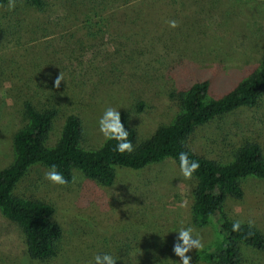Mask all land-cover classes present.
<instances>
[{
    "label": "rangeland",
    "instance_id": "374dc122",
    "mask_svg": "<svg viewBox=\"0 0 264 264\" xmlns=\"http://www.w3.org/2000/svg\"><path fill=\"white\" fill-rule=\"evenodd\" d=\"M44 1L41 11L22 2L0 6V169L13 159L12 136L26 123L25 101L38 110L59 108L47 146L73 113L82 124L80 146L94 149L105 139L98 122L106 108L120 111L137 139L146 138L177 112L171 93L206 80L208 94L219 97L264 55V0H153L159 4H142L134 23L115 0ZM171 20L178 27L171 28ZM60 73L64 79L55 88ZM247 136H256L264 151V100L198 127L192 144L199 154L226 162ZM49 171L34 164L12 193L53 205L62 228L57 254L29 260L19 227L0 214V264H95L98 254L112 255L117 264H180L173 245L181 227H192L205 246L215 238L214 221L192 222L195 180H185L170 158L136 170L116 168L109 186L76 169L68 184L57 185L46 179ZM243 183V198L227 200L225 212L264 232V179ZM244 248L264 264V252ZM195 252L188 253L191 264H208Z\"/></svg>",
    "mask_w": 264,
    "mask_h": 264
},
{
    "label": "trees",
    "instance_id": "16d2710c",
    "mask_svg": "<svg viewBox=\"0 0 264 264\" xmlns=\"http://www.w3.org/2000/svg\"><path fill=\"white\" fill-rule=\"evenodd\" d=\"M20 2L37 11L46 6L44 0H15V3ZM144 3L159 4L153 0H115L116 6L125 7L122 9L125 18H129L130 13L131 23L139 19ZM168 3L172 4V0ZM7 5L9 0H0V6ZM171 95L178 101L177 112L167 124L157 126L146 138L137 139L135 131L121 116L129 133L128 140L133 144V151L124 154L116 150L118 142L115 140L104 139L94 149L82 148L81 120L73 113L64 117L56 142L47 146L46 137L59 108L50 106L38 110L28 101L24 102L26 123L12 136L11 163L0 169V214L19 227L29 260L45 262L55 256L62 236L61 226L53 219L51 203L31 193L23 196L12 193L31 166L39 164L51 170L55 165L68 183L72 179V169H76L97 184L109 186L114 181L116 168L136 170L165 158H170L180 168L179 155L186 152L190 160L200 165L190 190L191 220L197 226L211 220L215 223V238L202 251L195 252L194 258L208 264H256L244 247L253 253H263L264 232L242 220L241 230L233 232L232 223L238 219L229 216L224 207L227 200L243 198V182L247 177L264 179L261 141L256 136L243 138L231 147L230 160L224 162L199 154L192 139L198 127L240 107L253 108L261 104L264 100V55L255 68L219 97L208 94L206 80H196Z\"/></svg>",
    "mask_w": 264,
    "mask_h": 264
},
{
    "label": "clouds",
    "instance_id": "9594fccd",
    "mask_svg": "<svg viewBox=\"0 0 264 264\" xmlns=\"http://www.w3.org/2000/svg\"><path fill=\"white\" fill-rule=\"evenodd\" d=\"M15 7V0H9V9ZM171 28L178 27L175 20L168 21ZM63 75H60L54 81V87L59 88L63 81ZM99 132L105 138V140L117 141L116 150L124 154L125 152L131 153L133 151V144L128 140L129 133L125 129L120 111L115 108L108 107L103 112L99 119ZM180 171L185 180L193 178L194 173L199 169V162L196 160H190L189 155L186 152H181L179 155ZM46 179L57 185H66L68 180L56 170V166L52 165L51 170L46 173ZM184 206V205H182ZM249 226L252 222L249 221ZM242 221L235 220L232 223V231L239 232L241 230ZM178 236L176 242L173 245L174 254L179 257L180 264H191L192 257L188 253L193 250L202 251L205 247L203 239L199 233H195L192 227H181L177 231ZM195 233V234H194ZM95 264H117V259L110 254H102L95 256Z\"/></svg>",
    "mask_w": 264,
    "mask_h": 264
}]
</instances>
